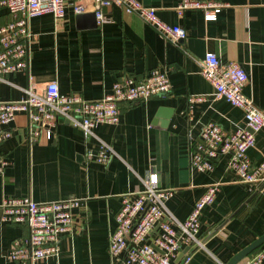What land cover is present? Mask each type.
Wrapping results in <instances>:
<instances>
[{"label": "crops", "instance_id": "crops-1", "mask_svg": "<svg viewBox=\"0 0 264 264\" xmlns=\"http://www.w3.org/2000/svg\"><path fill=\"white\" fill-rule=\"evenodd\" d=\"M137 1L154 9L163 24L183 28L185 39L173 44L143 18L116 5L103 9L105 23L98 26L96 19L86 17L93 13L92 0H72L86 6L83 18L77 19L70 6L58 20L51 14L31 18L28 69L7 74L0 82V100L13 103L25 97L26 89L39 90L49 83H56L61 94L98 101L115 81H142L153 70L165 72L171 84L167 95L121 103L119 123L98 126L88 139L59 120L50 140L41 136L31 143L28 120L16 113L10 138L0 144V156L11 163L0 177V204L23 197L40 204L80 201L72 231L60 241L59 256L28 264H122L124 255L112 259L108 254L120 197L142 191L151 171L158 174L161 189L173 191L165 207L180 222L209 185H220L200 217L203 247L191 249L188 260L177 263L178 252L172 264H227L264 234V182L251 193L227 169L226 156L214 161L210 173L191 165L205 124L214 123L226 133L244 126L243 112L218 97L202 77L207 53L215 54L220 64L240 66L248 77L242 94L264 109V0H218L227 7L207 23L201 10L178 13L182 0ZM11 20L8 11L0 9V27ZM192 97L203 101L190 103ZM99 154L107 157L105 164L95 160ZM247 156L252 166L264 161V128L256 133ZM27 234L24 226L0 222V264H18L7 254L12 242Z\"/></svg>", "mask_w": 264, "mask_h": 264}, {"label": "built area", "instance_id": "built-area-1", "mask_svg": "<svg viewBox=\"0 0 264 264\" xmlns=\"http://www.w3.org/2000/svg\"><path fill=\"white\" fill-rule=\"evenodd\" d=\"M72 0H0L12 20L0 27V82L4 76L26 72L31 57L33 36L28 30L31 18L51 14L55 20L65 16L67 6L74 13L86 11V6L72 4ZM96 24L105 23L103 9L120 6L126 14H136L150 23L169 42L179 43L186 37L183 28L170 27L156 17L155 10L143 6L137 0H92ZM227 4L218 0H182L178 13L185 10H201L204 21L217 20ZM202 77L215 89L216 95L233 107L240 109L244 126L232 133L224 132L214 123L205 124L199 134L200 143L191 155V165L201 173H210L214 161L227 157V169L236 181L247 184L255 193L264 182V161L252 166L247 152L254 147L255 135L264 128V109L258 108L242 94L248 77L234 63L220 64L217 56L207 53L201 64ZM171 84L165 72L153 70L142 81L125 77L115 81L109 93L98 101L89 102L77 93L61 94L56 83H49L39 90H25V97L17 102L0 100V144L11 136L9 128L16 113H23L28 120V141L36 142L41 136L50 140L59 120H65L78 129L84 139L94 134L100 125L115 126L121 117V103L145 102L152 97L170 93ZM190 103L203 101L202 97L189 98ZM105 164L107 157L99 154L95 159ZM91 161L90 159L87 160ZM10 161L0 156V177L5 175ZM219 184L209 185L196 201L183 222L174 218L165 207L172 190L159 187V177L148 173L144 189L120 197V209L115 217L116 227L108 239V254L112 259L124 255L122 264H172L179 249H200V217L203 209L212 204ZM79 200L36 203L30 197L5 199L0 204V222L6 225L24 226L26 237L14 240L7 259L18 264L56 259L60 241L70 235L75 210ZM152 237L151 243L147 241ZM244 264H264V246L245 259Z\"/></svg>", "mask_w": 264, "mask_h": 264}, {"label": "water", "instance_id": "water-1", "mask_svg": "<svg viewBox=\"0 0 264 264\" xmlns=\"http://www.w3.org/2000/svg\"><path fill=\"white\" fill-rule=\"evenodd\" d=\"M84 14H79L77 16V19L83 18ZM86 17H92L95 20V15L94 13H89ZM264 245V234L260 236L258 239L253 241L251 244H249L247 247L239 251L237 254H235L227 264H238L251 254H253L255 251L260 249ZM189 247H185L184 249H179L180 255L177 257V263L180 262L183 258L182 261H187L189 258Z\"/></svg>", "mask_w": 264, "mask_h": 264}, {"label": "trees", "instance_id": "trees-1", "mask_svg": "<svg viewBox=\"0 0 264 264\" xmlns=\"http://www.w3.org/2000/svg\"><path fill=\"white\" fill-rule=\"evenodd\" d=\"M258 250H259V249H258ZM258 250H257V251H258ZM257 251H255V252H257ZM255 252H254V253H255Z\"/></svg>", "mask_w": 264, "mask_h": 264}]
</instances>
